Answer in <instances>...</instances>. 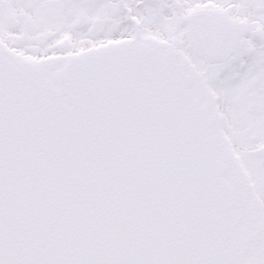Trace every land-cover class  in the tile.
<instances>
[{
    "label": "snow or ice",
    "instance_id": "1",
    "mask_svg": "<svg viewBox=\"0 0 264 264\" xmlns=\"http://www.w3.org/2000/svg\"><path fill=\"white\" fill-rule=\"evenodd\" d=\"M0 264H264V0H0Z\"/></svg>",
    "mask_w": 264,
    "mask_h": 264
}]
</instances>
